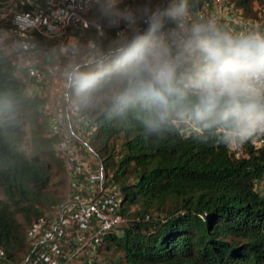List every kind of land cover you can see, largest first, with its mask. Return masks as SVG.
Returning <instances> with one entry per match:
<instances>
[{
    "label": "trees",
    "instance_id": "1",
    "mask_svg": "<svg viewBox=\"0 0 264 264\" xmlns=\"http://www.w3.org/2000/svg\"><path fill=\"white\" fill-rule=\"evenodd\" d=\"M202 1L191 0L190 8ZM231 1L247 17L264 6V0ZM102 22L100 32L91 25L85 31L100 50L116 38ZM71 96L95 124L92 144L123 194L127 220L102 247L114 264H264V196L254 185L264 170L262 150L248 147L234 158L218 141L184 135L183 128L159 138L134 111L86 108L72 90ZM40 102L0 58V245L13 262L25 254L26 231L40 208L59 201L58 186L66 185L38 122Z\"/></svg>",
    "mask_w": 264,
    "mask_h": 264
},
{
    "label": "clouds",
    "instance_id": "2",
    "mask_svg": "<svg viewBox=\"0 0 264 264\" xmlns=\"http://www.w3.org/2000/svg\"><path fill=\"white\" fill-rule=\"evenodd\" d=\"M97 2L116 38L63 71L83 107L131 110L159 138L183 128L226 148L264 134V28L230 26L191 0Z\"/></svg>",
    "mask_w": 264,
    "mask_h": 264
},
{
    "label": "built area",
    "instance_id": "3",
    "mask_svg": "<svg viewBox=\"0 0 264 264\" xmlns=\"http://www.w3.org/2000/svg\"><path fill=\"white\" fill-rule=\"evenodd\" d=\"M24 4L31 8H23ZM96 5L97 0L0 2V58L10 64L23 92L41 101L38 122L52 139L53 154L62 162L66 179L62 198L41 207L29 225L25 254L13 262L0 245V264H114L103 255L102 247L108 235L121 233L120 226L127 220L123 194L92 144L95 124L79 109L63 76L64 67L75 55L80 52V60H84L99 49L85 39L90 25L98 32L103 27L86 16ZM191 9L216 14L233 27L264 28V6L258 7L254 17L245 16L231 0H203ZM248 147L264 152V134L227 150L239 158ZM122 151L119 144L116 152ZM254 185L264 196V177Z\"/></svg>",
    "mask_w": 264,
    "mask_h": 264
},
{
    "label": "rangeland",
    "instance_id": "4",
    "mask_svg": "<svg viewBox=\"0 0 264 264\" xmlns=\"http://www.w3.org/2000/svg\"><path fill=\"white\" fill-rule=\"evenodd\" d=\"M258 7L259 6H256L255 5V9H258ZM87 18L89 19V20H91V21H93V22H97V23H100V24H103V22H102V14H101V12H100V7L99 6H97L96 7V9H94V10H92V11H90V12H88L87 13ZM251 17V16H250ZM252 17H254V16H252ZM106 23V22H105ZM94 27V26H93ZM82 50H83V53H84V51H85V46L82 48ZM81 50V51H82ZM80 58H81V54H80V52L78 53V55H75V57H74V60H80ZM44 133V132H43ZM43 136H46L45 134H43ZM27 141H29L28 139H27ZM264 177V170H263V172H262V174H261V176H260V178H263ZM65 187H66V185H64L63 187H60V186H58V189H59V191H57V196L58 195H60V197L62 198V196H63V194H64V190H65ZM1 198V197H0ZM138 206H137V204H135L132 208H137ZM110 254H111V251H107V250H105V249H103V255L104 256H106V257H111L110 256ZM115 258V257H114ZM113 258V259H114Z\"/></svg>",
    "mask_w": 264,
    "mask_h": 264
}]
</instances>
